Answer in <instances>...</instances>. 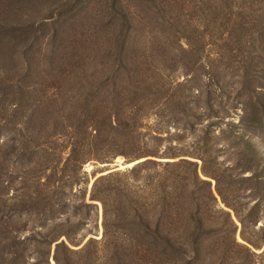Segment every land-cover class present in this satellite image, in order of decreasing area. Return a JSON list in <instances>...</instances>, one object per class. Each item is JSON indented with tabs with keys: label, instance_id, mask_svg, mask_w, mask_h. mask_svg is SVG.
Here are the masks:
<instances>
[{
	"label": "rangeland",
	"instance_id": "374dc122",
	"mask_svg": "<svg viewBox=\"0 0 264 264\" xmlns=\"http://www.w3.org/2000/svg\"><path fill=\"white\" fill-rule=\"evenodd\" d=\"M138 85V112L106 99L120 126L84 121V103ZM262 93L264 0H0V264H181L124 227L134 192L200 218L192 264H264ZM148 159L167 164L137 171L151 184L130 172ZM110 174L125 193L97 184L104 219L90 194Z\"/></svg>",
	"mask_w": 264,
	"mask_h": 264
},
{
	"label": "trees",
	"instance_id": "16d2710c",
	"mask_svg": "<svg viewBox=\"0 0 264 264\" xmlns=\"http://www.w3.org/2000/svg\"><path fill=\"white\" fill-rule=\"evenodd\" d=\"M110 93H112L110 95ZM152 94L151 90L148 89V86H134V88H128L127 86H124V88L122 90H107L106 93L104 94V99H100L98 102H86L84 103L85 105L83 106L85 108L83 115L84 117H87L84 121H92V120H96L97 116L99 114V110H109V113L104 116L102 115L101 118L102 120L101 123H104V121L108 122V124H110V126H120V108H121V100H119L118 102H115V104H110V105H106V99L107 98H117L119 95L120 98H125V97H130V101H132L133 103L128 107L129 110H134L133 112H138L140 111L143 107L144 104H146V100L148 101L150 95ZM262 95H264V93H262ZM136 97V98H135ZM135 99V100H133ZM145 100V101H142ZM135 101V102H134ZM124 107V113L126 111V107L127 106H123ZM115 109V110H114ZM116 116V118H114ZM132 118V117H131ZM134 118V117H133ZM113 119H115V124ZM97 121V120H96ZM95 121V122H96ZM95 124L92 125H88L89 127H94ZM94 130H96V128H93ZM77 158H73L72 160L75 162L78 161L79 164H81V161L76 160ZM179 162H187L188 164L193 166V170H192V174L194 178L198 179V175H197V169L196 166L197 164L195 162L192 161H188V160H180ZM152 163V167H149L148 164ZM167 164L161 165L159 162H153L152 160H144L138 164H136V166H133L130 169V172H132V174L134 173H138L135 174V177L133 179H137V178H143L145 180L144 183H153L154 182V178H152V175H145V176H140L139 170H148L150 171V168H156L159 167L161 168V166H165ZM163 171H165V168H162ZM203 173L205 175H210L208 174L206 171L203 170ZM122 175H126V173H121ZM118 174H110L107 176H100L98 178H96L93 181L92 184V190H91V194L90 197L93 199H98L101 201L102 205H103V215H104V219L107 218L108 215V210L106 208V204H105V198L103 196H97L96 193V186L99 182L101 181H106L107 182V188L106 190H108V192H112L113 196L116 197L117 200H120L122 195L125 193L122 192L121 190V185L123 184V180H121V178H116ZM178 173H176V177H178ZM158 176V175H157ZM158 181L161 179V177H158ZM186 177L180 176L177 178V181L175 182V184L180 180V183L183 182V180ZM127 179V177H126ZM155 180H157L155 178ZM199 180V179H198ZM136 181V180H135ZM156 181V182H158ZM165 182H167L168 180L165 179ZM124 182L125 179H124ZM199 182L203 183V184H209L207 181L205 180H199ZM41 184V183H39ZM104 195V194H103ZM159 195V194H158ZM176 197V196H174ZM143 197L141 195L136 194V192H134V208H132L133 211V215H132V220H129V222L123 223L124 227L128 226V227H136V228H141L143 230H150L153 232V234L156 237V244H163L164 246L162 248L167 250V256L171 257V260H175L176 262H181V264H186V263H193L196 262V260H198V253L195 249H193L194 251H191V256H189L188 253L189 252L186 251V247L188 245L187 239L191 238V241H194L193 237H197V234L195 233V231L191 228H194L197 224H199V217L197 216H189L188 221L183 220L177 213H173L169 210H171V207L173 206V204L171 203V201L168 199V197L166 196H162L160 195L157 196V194L150 193L149 196V202L150 203H143L142 199ZM226 206H230L229 204H227L225 202ZM147 206L149 207L150 210L145 211L144 207ZM161 208V211H158L156 214H150V211H156V209ZM224 214L226 215V217L228 218V220H230V224L233 225V222L230 219V214L229 212H224ZM106 225V224H105ZM179 230L184 234V242H183V238H182V234L179 233ZM185 231H188L187 234L185 235ZM175 232H177L178 236L174 237ZM248 241V240H247ZM249 242V241H248ZM58 247V244L57 246ZM244 250L245 252L248 253V255L250 256L251 252L250 250L244 246ZM166 252V251H161ZM172 252V253H171ZM54 260L56 262V264H60V260L58 258H56V255H54Z\"/></svg>",
	"mask_w": 264,
	"mask_h": 264
},
{
	"label": "water",
	"instance_id": "95a60500",
	"mask_svg": "<svg viewBox=\"0 0 264 264\" xmlns=\"http://www.w3.org/2000/svg\"><path fill=\"white\" fill-rule=\"evenodd\" d=\"M110 172V171H109ZM108 173V172H107ZM105 174V173H104ZM101 175H103V174H101Z\"/></svg>",
	"mask_w": 264,
	"mask_h": 264
}]
</instances>
